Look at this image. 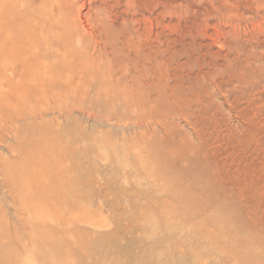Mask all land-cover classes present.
<instances>
[{
  "label": "rangeland",
  "instance_id": "1",
  "mask_svg": "<svg viewBox=\"0 0 264 264\" xmlns=\"http://www.w3.org/2000/svg\"><path fill=\"white\" fill-rule=\"evenodd\" d=\"M0 255L264 264V0H0Z\"/></svg>",
  "mask_w": 264,
  "mask_h": 264
},
{
  "label": "bare ground",
  "instance_id": "2",
  "mask_svg": "<svg viewBox=\"0 0 264 264\" xmlns=\"http://www.w3.org/2000/svg\"><path fill=\"white\" fill-rule=\"evenodd\" d=\"M2 254V253H1ZM1 256V255H0ZM2 261L1 257H0V262Z\"/></svg>",
  "mask_w": 264,
  "mask_h": 264
}]
</instances>
